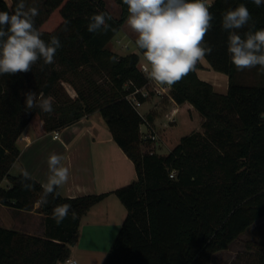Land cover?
Here are the masks:
<instances>
[{
  "label": "trees",
  "instance_id": "1",
  "mask_svg": "<svg viewBox=\"0 0 264 264\" xmlns=\"http://www.w3.org/2000/svg\"><path fill=\"white\" fill-rule=\"evenodd\" d=\"M18 0H0V11L12 12ZM117 18L105 0H25L39 15L35 26L46 42L58 36L62 47L53 64L37 61L32 70L0 75V202L46 214L44 236L0 225V264H61L77 242L81 217L106 193L70 197L62 193L40 204L42 183L33 177L32 191L21 188L22 172L10 169L20 149L18 137L28 124L36 135L58 129L99 110L113 138L134 161L137 178L116 189L127 214L102 264H212L256 220L264 217V85L235 80L227 53L228 33L222 13L244 3L252 15V30L264 28V4L251 0H213V28L206 42L211 66L230 77L226 93L218 92L196 70L170 87L174 100L190 101L203 116L202 129L183 135L168 153L144 151L143 115L128 94L148 82L136 52L119 54L107 44L127 20V5ZM106 12L110 28L89 33L94 13ZM70 21L64 31L65 21ZM62 81L74 87L72 96ZM52 99L51 113L26 110L25 94ZM144 101L146 96L136 93ZM175 171L174 176L170 173ZM39 203L36 207V203ZM70 204L61 224L51 218L57 205ZM264 264V240L248 243Z\"/></svg>",
  "mask_w": 264,
  "mask_h": 264
},
{
  "label": "clouds",
  "instance_id": "2",
  "mask_svg": "<svg viewBox=\"0 0 264 264\" xmlns=\"http://www.w3.org/2000/svg\"><path fill=\"white\" fill-rule=\"evenodd\" d=\"M260 7L264 0H251ZM127 5V26L135 34L134 41L146 62V78L157 85L172 87L196 70L199 61L210 55L213 47L206 42L213 28L214 14L207 0H123ZM39 10L27 7L25 0H18L12 12L0 11V75H16L32 70L39 60L45 65L53 64L58 49L62 47L58 36L49 41L41 38L42 33L35 26ZM111 16L106 12L94 13L89 17L87 31H107ZM252 15L244 3L222 13L221 27L228 33L227 53L237 71L251 70L259 66L264 70V28L252 30ZM64 31L70 21H65ZM25 108L51 113L52 99L43 93L25 94ZM64 156L52 152L47 157L48 175L42 183L43 195L40 204L48 203L47 197L66 184L70 171L64 164ZM33 176L26 169L22 172L21 188L32 191ZM70 204L57 205L52 219L63 223L69 216Z\"/></svg>",
  "mask_w": 264,
  "mask_h": 264
},
{
  "label": "crops",
  "instance_id": "3",
  "mask_svg": "<svg viewBox=\"0 0 264 264\" xmlns=\"http://www.w3.org/2000/svg\"><path fill=\"white\" fill-rule=\"evenodd\" d=\"M212 1L207 0L208 4ZM127 33L130 40L135 41V34L132 31ZM111 40L107 44L109 48H112ZM124 46L128 47L127 44ZM131 52L139 54V66L146 65L138 49ZM198 64L197 73L200 78L211 82L218 92L228 91L230 77L226 72L214 69L206 57ZM163 87L151 82L148 85L149 95L137 105L143 117L162 131L161 140L152 143L153 145L156 143V146L165 144L175 132L173 127L166 123L167 114H173L176 109L173 115L175 117L180 115V124L187 127L194 117L198 118L195 106L188 100L181 103L174 100L169 87L163 89L161 93L155 91V88ZM162 109L164 113L161 116L159 112ZM97 111L41 135H36L32 124H28L17 139L20 153L14 162L19 164L22 172L26 169L33 177L44 183L48 175L46 163L48 155L52 152L61 154L65 158V166L70 171L68 182L60 187L64 195L75 197L106 193L81 217L78 240L71 247L70 254L77 258L80 264L103 263L127 214V208L117 195L116 189L137 178L134 161L113 138L112 132ZM198 120L201 123L203 118ZM144 126L142 123L141 131L145 130ZM56 132L58 137H55ZM8 185L10 182L5 187ZM38 204L37 202L36 207ZM0 206L9 208L11 210L9 213L12 214L6 219L0 216V225L41 236L46 234L45 213L35 209H19L1 202Z\"/></svg>",
  "mask_w": 264,
  "mask_h": 264
},
{
  "label": "rangeland",
  "instance_id": "4",
  "mask_svg": "<svg viewBox=\"0 0 264 264\" xmlns=\"http://www.w3.org/2000/svg\"><path fill=\"white\" fill-rule=\"evenodd\" d=\"M105 1H106L107 10L110 11L114 17L118 18L121 15V5L117 2V0H105ZM7 2L11 5L12 0H7ZM129 31H131V29L127 26V20H126L122 24V27L119 29L116 35L112 37V40L110 42L111 44L110 47H112L113 49L112 48L110 49L114 51L116 50V52H118L119 54L120 53L126 54L127 52L137 50L134 41L130 40V37L127 33ZM125 44H127L128 47L124 46ZM235 80L236 82L242 84L264 85V70H261L259 66L251 70H245V71H237L235 68ZM62 83L72 96L76 95V91L74 87L71 85V83H69L68 81H62ZM97 113L101 116L102 119H104L99 110L97 111ZM163 113L164 110L162 109L161 112H159V114L162 116ZM197 113H198V118L201 117L203 118V116L199 113L198 110ZM198 118L196 119V117H194V120L191 122L189 127H187L186 125L182 126V124H180V115L176 116L177 123L169 122L168 120H166V123L170 127H173V129L175 130L172 137L169 138L168 141L165 142V144H160V145L157 144V146L156 143L155 145H153L150 142H142L141 144L142 149L144 151H149V149L153 147L159 153L170 152L172 148L180 141L181 136L189 133L190 130L194 131V130L202 129L203 121L200 123ZM144 129L146 130V126H144ZM156 129L160 136L158 140H161L162 131L157 126ZM10 172L12 174H18L22 171L19 169V164L14 163L10 169ZM7 183H9V180L3 179L0 184H2V186H6ZM10 211L11 210L9 208L5 206L4 207L0 206V216H4L5 219L10 218L8 215H12L9 213ZM253 240H264V217L256 220L246 231L240 234L230 244L228 248L216 252L212 258V264H262L259 259V256L248 246L249 241H253Z\"/></svg>",
  "mask_w": 264,
  "mask_h": 264
},
{
  "label": "built area",
  "instance_id": "5",
  "mask_svg": "<svg viewBox=\"0 0 264 264\" xmlns=\"http://www.w3.org/2000/svg\"><path fill=\"white\" fill-rule=\"evenodd\" d=\"M144 68L145 65H141L140 69L142 72H144ZM145 73V72H144ZM152 81L148 80V82L143 85L142 87H137L134 91H132L131 93L128 94V97L134 102V104L137 105L140 104V100H138L136 98V93L139 92L144 96H148L149 95V88L148 85L151 84ZM167 86H164L162 89H158L155 88V91H158L159 93L163 92V89H165ZM176 109L174 110L175 113ZM173 113V114H174ZM173 114H167V120L169 122H175L176 121V117ZM146 126V130L141 131V137L143 139V142H150L153 143L155 141H157L160 136L158 134V131L156 129V127L154 126V124H152L147 118H144V122H143ZM55 137H58V132L55 133ZM150 152L156 151L153 147L149 149ZM175 171L173 170L170 175L174 176ZM61 264H80V262L78 261L77 258L73 257V256H69L67 257Z\"/></svg>",
  "mask_w": 264,
  "mask_h": 264
}]
</instances>
